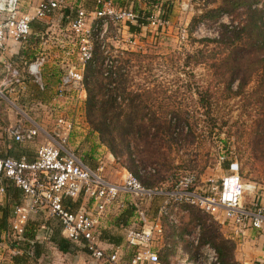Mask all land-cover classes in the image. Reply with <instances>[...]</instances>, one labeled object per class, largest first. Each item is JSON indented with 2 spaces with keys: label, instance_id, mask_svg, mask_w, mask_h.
<instances>
[{
  "label": "rangeland",
  "instance_id": "1",
  "mask_svg": "<svg viewBox=\"0 0 264 264\" xmlns=\"http://www.w3.org/2000/svg\"><path fill=\"white\" fill-rule=\"evenodd\" d=\"M21 1L35 4V1ZM111 1L115 7L131 9L146 18H144L146 25L136 33L131 34L130 31L122 30L118 26L109 35L108 44L112 50H117L128 40L136 42L134 51L123 53L124 59L128 62L125 71L129 91L140 93L145 99L150 97L155 108L162 112L177 107L185 109L191 117L189 123L194 138L186 143V138L183 137H187L189 133L188 126L179 127L175 132L177 135L182 132L183 135L182 140H178L177 147H173L170 152L161 150L160 153L164 156L151 159L144 141L139 142L141 137L132 133L128 136L129 159L124 152L121 153L124 156L115 159L85 121L86 92L83 83L82 87L77 89H67L63 98H55L58 79L70 68L66 64H71L76 70L80 69L77 50L73 43L76 39L71 37L70 41L63 38V30L67 29V23H60V14H55L49 20H43L33 27L38 40L32 39L28 46H19L18 51L14 49L17 46L10 47L12 49L9 51L16 50L17 54L7 56L5 67L0 70V77L5 76L9 82L6 84V90L12 89L7 95L0 94V147L3 141H8L7 130L10 127L23 124L25 121L27 124L32 122L41 129V135L34 141L21 144L20 148L33 153L36 145L42 146L48 142L45 134L52 137L56 120L62 117L73 125L67 137V147L81 157L91 169L101 168V176L112 184H121L125 171L129 172L126 167L131 163L134 164L139 178L149 179L153 183L154 186L147 189L158 192L171 188L184 178L192 179V187L202 190L208 180L218 181L226 172L235 170L242 183L249 187L250 191L254 189V193L248 195L246 200L255 197L258 200L264 199V93L256 92L255 82H251L240 94L230 96L224 85L219 86L218 82L212 81L211 74L203 65L184 66L186 55H192L201 47L194 41L218 40L226 32L232 31L231 27L235 28L234 31L240 32L246 23L245 8L238 7L233 13H224L217 20L208 18L197 22L192 28L193 19H197L205 11L217 8L222 0ZM94 3L95 0H68L66 9L82 8L90 12L94 8ZM263 3L264 0H256L251 6ZM149 15L152 19L147 18ZM163 19L167 20V24L163 27L158 26V21ZM152 20L155 21L154 25L151 24ZM130 35L135 37L132 38ZM66 51L71 52L70 56L64 57ZM40 53L48 59L42 71L45 90L40 91L41 95L35 94V85L23 64L33 60L34 56ZM100 69L99 79L103 83L118 76L109 64L103 63ZM237 85V82L234 83L230 92L236 93ZM207 90L213 95L210 100L212 106L210 118L205 115L207 109L199 105L197 95ZM33 94L38 98H33ZM45 102L46 104H43ZM136 131L137 129L134 132ZM129 198L123 195L119 199L124 205L123 211L132 207ZM162 201L161 197L152 196L147 202L154 205L155 215ZM145 204L142 205V210L149 219L153 218L155 215L150 216L149 209L147 210L152 205ZM112 209L113 207L109 212ZM133 209L136 210L134 206ZM111 215L112 213L106 214V219L102 221L112 223L114 216ZM117 217L119 222L117 221L114 235L122 236L124 239L125 230L130 227V223L128 220L125 223L120 215L115 218ZM43 218L31 216L29 224L45 222ZM220 222L197 208H188L181 217L178 240L174 241L173 232L165 229L167 238L173 241L171 242L173 247L169 251H165L166 248L158 250L159 264H162L163 260L166 264H221L215 249V245L221 240L228 243V253L230 252L236 264H255L240 261L239 255L244 252L253 255L257 245H246L240 253L236 249L237 241L230 235L227 224L221 225ZM207 229H213L218 239L208 241L205 234ZM252 234L259 237V234ZM239 244H242V241ZM119 247L118 264H128L131 251L126 248L124 241ZM205 247L215 252L216 263L210 260V253ZM261 250L264 251V244L261 245ZM3 251L0 249V255H7ZM57 262L60 264L61 260L58 259ZM100 262L93 264H101ZM46 263H49L48 258ZM0 264H9L8 257L0 261ZM84 264L91 263L87 261Z\"/></svg>",
  "mask_w": 264,
  "mask_h": 264
},
{
  "label": "built area",
  "instance_id": "2",
  "mask_svg": "<svg viewBox=\"0 0 264 264\" xmlns=\"http://www.w3.org/2000/svg\"><path fill=\"white\" fill-rule=\"evenodd\" d=\"M67 1L39 0L32 5L21 0H0V52L5 51L7 40L18 46H28V39L35 35L32 24L49 20L55 14H60L62 21L67 23L63 38L76 39L73 43L80 69L66 64L70 68L59 77L55 98H63L67 89L82 87L86 66L95 65V50L105 57V64H109L108 59L113 55L134 51L135 40L124 42L117 48L118 51L112 50L108 44L109 35L118 26L127 32L130 26L140 30L144 24L139 23V20L146 19L131 9L115 7L111 0H95L90 12L82 8H76L74 12L66 9ZM261 5L252 6L251 9H260ZM151 24L154 25L155 21L152 20ZM166 24V19L158 21V26ZM60 48L65 49L63 46ZM70 54L66 51L63 55L68 57ZM47 60L40 53L33 60L23 63L27 74L41 92L45 90L42 71ZM72 128L69 121L59 117L52 137L45 134L48 142L37 149L31 162L0 157V200L4 198L5 180L10 181L22 197V203L13 205L11 209L9 231L16 244L13 248L9 247L11 257H24L20 247L27 243L24 235L28 220L30 216L42 213L48 219H55L59 223L60 234L70 243L83 247L95 263L105 261L117 264L119 247L107 254L98 247L96 236L101 221L110 209L113 206L120 210L124 208L119 200L123 195L130 197L132 206L136 204L135 222L125 230L123 239L126 248L131 251L128 264H158V250L166 248L165 251H169L173 247V241L167 238L165 229L173 232L174 241L178 240L181 217L191 207L221 221V225L227 224L234 241H242L246 230L263 234L264 199L255 197L246 200L248 195L254 193V189L250 191L242 183L237 171L226 172L218 181L208 180L202 190L192 187V179L184 178L171 188L158 192L144 188L134 175L126 171L121 184H112L101 176V168L91 169L67 147V137ZM7 135L15 143L24 144L41 135V129L25 121L10 127ZM152 196L161 197L163 201L156 215L149 219L142 205L149 202ZM80 198L91 203L90 211L71 208V204ZM194 244H197V238ZM205 249L210 253V260L216 263L215 252L208 247ZM26 252L28 258L33 256L30 245H27ZM261 264H264V258Z\"/></svg>",
  "mask_w": 264,
  "mask_h": 264
},
{
  "label": "trees",
  "instance_id": "3",
  "mask_svg": "<svg viewBox=\"0 0 264 264\" xmlns=\"http://www.w3.org/2000/svg\"><path fill=\"white\" fill-rule=\"evenodd\" d=\"M253 3H256V0H222L217 8L205 11L200 17L193 19L191 23L193 28L197 22L208 18L217 20L224 13L231 14L238 7L245 8L246 23L240 32L234 31L235 28L231 27L232 31L226 32L218 40L201 39L194 41L201 47L192 55L187 54L185 57L184 66L203 65L207 72L211 74L212 81L218 82L219 86L224 85L230 96L240 94L251 82H255L256 92L264 93V3L260 9H251ZM139 23L146 24L144 20H139ZM35 25H38V23L32 24V31L33 27H36ZM129 31L130 33H136L138 28L130 26ZM32 39L38 40L35 35H32L28 39V45ZM94 60L95 65L86 66L84 72L83 85L86 92L84 117L91 131L97 134L100 143L115 159L124 156V154H121L122 152L129 159L128 136L132 133H136L141 137L139 142L144 141L148 156L151 159L156 158V156H164L163 153H160L161 150L170 152L173 147H177V142L182 140L183 135L182 132L176 134L175 130L179 127L188 126L189 133L187 137H183V139L186 138V143L194 138L189 123L191 117L185 109L177 107L162 112L155 108L150 97L145 99L144 95L129 91L125 71L128 62L124 59L123 54L119 53L108 59L109 67L113 68V72H116L118 76L115 79L106 80V83L99 79L101 77L100 68L103 67L105 57L95 50ZM236 82L238 91L232 93L230 92L231 86ZM203 94H197L199 105L207 109L205 115L209 117L212 107L210 100L213 95L209 94L208 90ZM136 129L137 131L134 132ZM8 145L10 148H7ZM20 145L13 141L10 143L3 141V145L0 147V157L20 160L21 155L25 152L20 148ZM25 160L31 162L34 158L32 160L25 158ZM126 168L139 180L143 187L152 188L154 186L149 179L137 176L133 163L127 165ZM4 187V198L0 200V244L3 241V234L6 244L13 248L16 244L12 241L9 231L11 209L13 205L22 203V197L20 191L14 188L10 181L5 180ZM76 203L71 204V208L77 209ZM38 214H35L37 218L40 217L41 213ZM29 220L24 235L27 243L26 245L22 244L20 247L25 255L24 257H12L14 264H31L29 262L36 259L43 252L33 243L35 230L38 229L40 223L31 222L29 224ZM46 222H50L52 227L51 243L62 253L67 252L72 245L60 236L59 223L55 219H48ZM205 234L208 241L218 239L213 229L205 230ZM103 240L120 246L123 238L122 236L111 237L106 233L103 234ZM27 245H30L33 250L31 258L26 255ZM227 245L228 243L222 240L218 245H215L221 264H236L230 252L228 253ZM76 246L81 247L80 245ZM84 251L88 254L85 249ZM103 262L108 264L105 261ZM162 264H166L164 260Z\"/></svg>",
  "mask_w": 264,
  "mask_h": 264
},
{
  "label": "crops",
  "instance_id": "4",
  "mask_svg": "<svg viewBox=\"0 0 264 264\" xmlns=\"http://www.w3.org/2000/svg\"><path fill=\"white\" fill-rule=\"evenodd\" d=\"M33 1H35V3L38 2L37 0H29V2H33ZM59 21H60V23L63 22L60 17H59ZM12 46L13 47L17 46V48L14 47V49H16L17 51L19 50V48H18L19 46L18 45H16L15 43H13L10 40L6 41V49H5L4 53L2 52L3 54H0V70H1L2 67H5L4 64H5V59H7V56L11 57L13 54H17L16 50H14L13 52L9 51V50L12 49V48H10ZM20 54H22L21 51H20ZM58 81H59V79H58ZM6 83H9V82H7V78L5 76H1L0 77V92H1V95H3V93H4V95H7L8 92L12 91V89H9L8 91L6 90V87H7V85H5ZM35 88H36L35 94H40L41 95V93L38 90L36 85H35ZM35 96H37V95L33 94V98L37 99L38 97H35ZM38 103L41 104L40 101ZM43 104H46V102L43 103ZM37 138H35V139H37ZM12 141L13 140L8 137V143H10ZM39 147H40L39 144L36 145V149H35V151H33V153H31V152L28 153L27 150H25L24 154L21 155V157H22L21 159H25L26 158L27 160H32L35 157V153H36V151H37V149ZM7 148H10L9 145L7 146ZM76 202H75L77 204L76 208L78 207L79 209L81 208V209H84V210H87V211H90L91 208H92L91 203L88 202L86 199L80 198ZM131 204H132V201H131ZM146 204H148V206L152 205L150 203H146ZM146 204H145V206H146ZM134 205L136 206L135 203L133 204V206ZM133 206L129 207V209L126 207L127 208V209H125L126 211L125 210L123 211L122 209L120 210L116 206H113L112 211L109 212V214L112 213L111 216H114V219L112 220V223L111 222L110 223H106V222L104 223L102 221L101 224L99 225L98 234L96 236V243H97L98 247L100 249L104 250L107 254L111 253L114 250L115 247H119V246H116L114 244H111V243L103 240V234L107 233L111 237L116 236V235H114V232H115V229H116L115 227H117V225H118L119 218L118 217L115 218V217L119 216V215L121 216L120 218L125 223H127V220H128L130 225H132V223L135 222V217L134 216L136 215V213H135V211L133 209ZM147 210H148V214L150 216L155 215V213H154V205L149 206V208H147ZM38 215H40V213ZM33 216H35V215H33ZM41 216L44 217L43 219L45 220V222L39 221L40 225L38 226V229L35 230V238L33 239V243L35 245H37L38 249L42 250L43 252L39 256H37L36 259L31 260L32 262L30 261L29 263H31V264H42V263L43 264H58V262H57L58 259L61 260L60 264H84L87 261H90L91 264L94 263V261L89 257V255L85 253L83 248H81L79 246H76V245H74L72 243H71L72 246H70V249L67 252L62 253L61 251H59L55 247V245L52 244L51 241H50V237L52 235L51 223L50 222H48V223L46 222V221H48V218H46L44 215H42V213H41ZM119 227H120V225H119ZM252 233H256V232H254L252 230H246V233H245L246 236L242 239V244H239V243H241V240H240V242H237L236 249H237V251H240V253H241V251L244 250L246 245L256 244L257 248H256V251L253 252V255L250 254V253L244 252L241 255H239V259H240V261L243 260V262L247 261V262H254L255 264H261L262 261H263V258H264V251L261 250V245L264 244V232L261 235L259 233H256L257 235L259 234L258 235L259 237H254V235ZM60 236L62 238H64L61 234H60ZM249 236H250V238H249ZM249 239H251V240H249ZM248 241H250V242H248ZM0 249L4 250L3 252H5L7 254V255L1 254L0 255V261L6 260V256H7L8 257V263L9 264H14L13 261H12V257L10 255V252H9V247H8V245H6L5 239H3V241L1 242ZM119 251H120V247H119ZM118 254H119V252H118ZM46 258H48L49 263H46ZM239 259H238V261H239ZM100 263L104 264L103 261H101ZM243 264H246V263H243Z\"/></svg>",
  "mask_w": 264,
  "mask_h": 264
}]
</instances>
